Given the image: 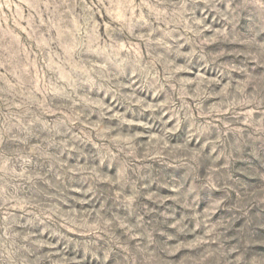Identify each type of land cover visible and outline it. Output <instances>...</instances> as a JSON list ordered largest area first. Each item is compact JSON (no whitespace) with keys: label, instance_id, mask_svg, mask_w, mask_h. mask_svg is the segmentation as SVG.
<instances>
[{"label":"rangeland","instance_id":"374dc122","mask_svg":"<svg viewBox=\"0 0 264 264\" xmlns=\"http://www.w3.org/2000/svg\"><path fill=\"white\" fill-rule=\"evenodd\" d=\"M0 264H264V0H0Z\"/></svg>","mask_w":264,"mask_h":264}]
</instances>
